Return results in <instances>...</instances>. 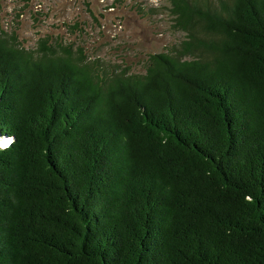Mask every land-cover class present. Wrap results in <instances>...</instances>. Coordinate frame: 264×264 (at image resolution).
Returning a JSON list of instances; mask_svg holds the SVG:
<instances>
[{
    "label": "trees",
    "instance_id": "trees-1",
    "mask_svg": "<svg viewBox=\"0 0 264 264\" xmlns=\"http://www.w3.org/2000/svg\"><path fill=\"white\" fill-rule=\"evenodd\" d=\"M167 2L143 73L0 31V264H264V0Z\"/></svg>",
    "mask_w": 264,
    "mask_h": 264
},
{
    "label": "rangeland",
    "instance_id": "rangeland-1",
    "mask_svg": "<svg viewBox=\"0 0 264 264\" xmlns=\"http://www.w3.org/2000/svg\"><path fill=\"white\" fill-rule=\"evenodd\" d=\"M168 6L167 0H0V31L28 49L48 38L108 69L143 73L149 54L182 38Z\"/></svg>",
    "mask_w": 264,
    "mask_h": 264
},
{
    "label": "bare ground",
    "instance_id": "bare-ground-1",
    "mask_svg": "<svg viewBox=\"0 0 264 264\" xmlns=\"http://www.w3.org/2000/svg\"><path fill=\"white\" fill-rule=\"evenodd\" d=\"M3 145H4V143H3ZM6 145V144H5Z\"/></svg>",
    "mask_w": 264,
    "mask_h": 264
}]
</instances>
